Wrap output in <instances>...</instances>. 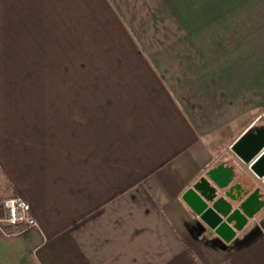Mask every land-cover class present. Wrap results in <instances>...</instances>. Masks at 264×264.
Here are the masks:
<instances>
[{
	"label": "crops",
	"instance_id": "obj_1",
	"mask_svg": "<svg viewBox=\"0 0 264 264\" xmlns=\"http://www.w3.org/2000/svg\"><path fill=\"white\" fill-rule=\"evenodd\" d=\"M214 1L0 0V195L38 221L0 264H264V206L225 242L184 199L264 201V25Z\"/></svg>",
	"mask_w": 264,
	"mask_h": 264
},
{
	"label": "water",
	"instance_id": "obj_2",
	"mask_svg": "<svg viewBox=\"0 0 264 264\" xmlns=\"http://www.w3.org/2000/svg\"><path fill=\"white\" fill-rule=\"evenodd\" d=\"M207 187L204 182L196 184L185 193L184 199L225 242H230L241 228V212L251 218L264 206L260 190L243 199L241 192L233 194V188L224 193V197L219 196L216 188ZM225 198L230 199V203ZM234 203H239L237 208H234ZM233 221H236V226H232Z\"/></svg>",
	"mask_w": 264,
	"mask_h": 264
},
{
	"label": "built area",
	"instance_id": "obj_3",
	"mask_svg": "<svg viewBox=\"0 0 264 264\" xmlns=\"http://www.w3.org/2000/svg\"><path fill=\"white\" fill-rule=\"evenodd\" d=\"M5 217L0 219V233L8 234L10 227H38L30 203L21 195H15L4 200Z\"/></svg>",
	"mask_w": 264,
	"mask_h": 264
},
{
	"label": "rangeland",
	"instance_id": "obj_4",
	"mask_svg": "<svg viewBox=\"0 0 264 264\" xmlns=\"http://www.w3.org/2000/svg\"><path fill=\"white\" fill-rule=\"evenodd\" d=\"M213 7L214 8H226L229 10H234V9H244L245 13L247 14L245 17V23H247L248 20H255V24H262L264 25V0H242V1H228V2H213ZM253 11L254 14H258L259 16H248V10ZM2 181V179H1ZM15 196L13 194L6 195V194H1L0 195V205L3 207V202L5 199ZM5 217V210L3 208V212L1 211L0 214V219Z\"/></svg>",
	"mask_w": 264,
	"mask_h": 264
},
{
	"label": "trees",
	"instance_id": "obj_5",
	"mask_svg": "<svg viewBox=\"0 0 264 264\" xmlns=\"http://www.w3.org/2000/svg\"><path fill=\"white\" fill-rule=\"evenodd\" d=\"M1 211L3 212V207L0 205V214H1Z\"/></svg>",
	"mask_w": 264,
	"mask_h": 264
},
{
	"label": "flooded vegetation",
	"instance_id": "obj_6",
	"mask_svg": "<svg viewBox=\"0 0 264 264\" xmlns=\"http://www.w3.org/2000/svg\"><path fill=\"white\" fill-rule=\"evenodd\" d=\"M262 200H263V195H262Z\"/></svg>",
	"mask_w": 264,
	"mask_h": 264
}]
</instances>
